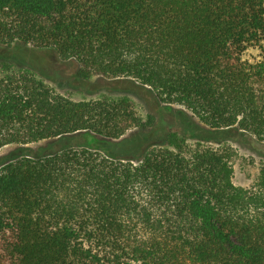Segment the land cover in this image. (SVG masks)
<instances>
[{"label":"trees","instance_id":"trees-1","mask_svg":"<svg viewBox=\"0 0 264 264\" xmlns=\"http://www.w3.org/2000/svg\"><path fill=\"white\" fill-rule=\"evenodd\" d=\"M264 0H0V43L51 48L85 76L131 78L212 129L264 142ZM141 125L128 99L73 101L30 73L0 77V149ZM151 147L138 164L86 147L0 168V264H264V163L237 151Z\"/></svg>","mask_w":264,"mask_h":264},{"label":"rangeland","instance_id":"rangeland-1","mask_svg":"<svg viewBox=\"0 0 264 264\" xmlns=\"http://www.w3.org/2000/svg\"><path fill=\"white\" fill-rule=\"evenodd\" d=\"M264 58V33L257 45L242 54L245 63ZM11 73H30L56 93L73 101L130 100L141 117V125L116 140L90 132H78L27 145L11 144L0 149V168L22 157L38 158L69 147H86L111 159L138 164L151 147L171 148L168 136L175 133L187 144L211 147L228 145L237 151L233 162L235 185L249 186L264 163V142L251 133L232 126L212 129L201 123L191 112L177 105L161 103L154 92L131 78L107 79L87 77L74 60H61L51 48H39L20 42L0 43V77Z\"/></svg>","mask_w":264,"mask_h":264}]
</instances>
